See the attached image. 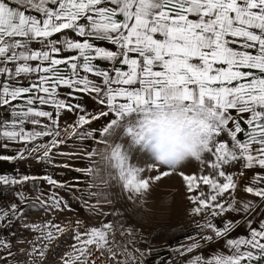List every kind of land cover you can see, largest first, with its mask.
Listing matches in <instances>:
<instances>
[{"label":"snow or ice","instance_id":"1","mask_svg":"<svg viewBox=\"0 0 264 264\" xmlns=\"http://www.w3.org/2000/svg\"><path fill=\"white\" fill-rule=\"evenodd\" d=\"M34 43L39 47L33 48ZM82 96L104 108L90 112L74 103ZM176 99L188 108L201 107L211 117L202 155L191 159L201 165V172L205 163L210 171L200 176L180 173L189 193L201 185L208 191L187 197L196 205L190 215H202L203 220L194 224L198 232L169 246L173 256L166 264H264V175L255 173L242 189L258 200L235 195L247 170L264 169V0H0V109L9 114L4 119L0 112V148L18 146L14 155L0 153V162L35 159L72 169L68 163L55 164L54 155L83 152L88 165L72 170L90 178L80 187L79 179L70 183L51 175L0 174V194L16 188L15 200L0 206V230L18 222L20 228L38 233L29 241L28 255L34 258L32 264H41L52 242L68 228L52 220L30 222L25 209L53 217L71 211L68 200L54 189L82 202L90 216H122L114 207L104 210L114 206L111 189L122 188L131 200L149 191L150 180L141 178L144 169L128 165L110 134L134 110ZM65 112L75 115L71 124H61ZM109 115L99 129L86 127ZM69 141L77 152L58 151ZM206 154L212 157L207 162ZM181 165L175 161L154 180ZM237 165L235 172L225 170ZM29 181L34 182V197L24 190ZM38 181L51 186L50 194ZM228 213L239 218L227 219ZM217 218L222 226L215 223ZM104 219L98 227L77 220L61 264H89L96 252L106 253L115 264H144L152 249L136 245L146 242L145 237L138 241L131 226ZM240 226L247 235L229 238ZM117 231L132 239L122 246ZM221 240L223 250L207 257L199 254ZM11 249V241L0 238V253H7L0 261L17 264L7 259L14 255Z\"/></svg>","mask_w":264,"mask_h":264},{"label":"rangeland","instance_id":"2","mask_svg":"<svg viewBox=\"0 0 264 264\" xmlns=\"http://www.w3.org/2000/svg\"><path fill=\"white\" fill-rule=\"evenodd\" d=\"M109 138L113 146L121 148L130 167L144 169L141 173V178L150 180L149 191L143 196H134L130 200L128 199L129 195H131L130 193L125 192L122 188L113 187L111 189L113 193L111 199L115 201L114 206L106 205L104 210L109 211L114 207V210L123 213L122 216L108 215L106 219L101 216H90L81 203L71 207V211H64L61 214L56 213L54 217L50 214H29L30 222L42 223L52 220L53 223L61 224L68 228L65 233L52 242L41 264H61L60 258L70 250L69 245L73 243L71 239L72 229L75 227L77 220L83 221L84 225L88 227H98L101 220L104 219L105 223L109 221L115 223V221L119 220L125 227L142 228V236L145 237L146 242H140L139 245L141 249L145 250L151 248V245L156 242H168L199 231V229L194 227V224L197 220L202 221L203 216L190 215L192 208L196 207V205L192 204L187 197L189 195H197L199 190L207 192L208 188L205 185H201L200 189L189 193L180 173L195 174L196 176L208 174L210 170L207 168V163L203 166L204 171L201 172V165L198 162L188 160L176 170H169L171 175L155 181L154 177L162 174L175 160L160 164L147 145H138L136 143L131 137L128 128L121 125V121L118 122L115 129L113 128ZM221 139H225V137L222 136ZM211 159L210 154L205 155L206 162ZM225 170L233 172L231 168H226ZM84 177L87 182H90L89 177ZM142 200L144 201L143 204L141 203ZM78 211H84L85 214L78 213ZM80 230L83 231V227ZM37 235L38 233L22 229L23 250L26 255L25 264H32L33 259L28 255L32 248L29 241H33ZM39 246L41 245L38 244ZM54 254L55 259L53 258Z\"/></svg>","mask_w":264,"mask_h":264},{"label":"crops","instance_id":"3","mask_svg":"<svg viewBox=\"0 0 264 264\" xmlns=\"http://www.w3.org/2000/svg\"><path fill=\"white\" fill-rule=\"evenodd\" d=\"M13 7H16V5H12ZM100 46L112 48L113 46L110 44H107L106 42H101ZM33 48H38V44H33ZM71 53H64V55H70ZM97 63H100L97 61ZM107 67V65H103ZM25 81V85H26ZM62 91L67 92L69 91L68 89H63ZM74 103H80L82 104L88 111L90 112H99L104 108L103 105L97 104L94 99L87 97V96H82L81 99L74 101ZM0 112H4L3 109H0ZM4 119L9 118V114L7 112H4ZM112 117L109 115V117H102L99 120L93 121L90 125L86 126L91 129H99L101 125L105 124L108 120H110ZM76 119L75 115L70 114L65 112L62 117H61V124L65 121H67L69 124H71L74 120ZM28 127H31L30 125ZM246 127V126H245ZM241 139H243V135L241 134L240 136ZM50 138H45V141H47ZM72 141H69L67 145H62L58 151L61 152H66V153H73L77 152V147L72 146ZM85 145H90L95 147L92 141H85ZM16 147L18 146H11L10 149L5 150L0 148V153L7 154V155H14L16 151ZM57 150L54 149V154ZM54 163L55 164H63V163H68L72 166V169L74 168H84L88 165L89 161L84 158V153L79 152L75 156H55L54 155ZM238 165L236 168H231V171L235 172L238 170ZM72 169H65V168H60V167H53L52 165H47L44 163H37L35 159H27L24 161H17L14 163H9V162H0V174L3 175H9V176H20V175H51L53 178L61 181V182H70V183H75L77 179L80 181V187H85L89 182L85 179V175L83 173H77L73 171ZM259 173L264 175V169H259L255 168L252 170H247L246 175L242 177L239 181V186L237 188V191L235 193L237 198L244 199H253V200H258L256 197H251L250 195L246 194L242 189L245 184H247L251 177L255 174ZM34 182L29 181L27 185H25L24 190L29 193L30 196L35 195L33 189H32V184ZM40 185L42 188L43 192L49 193L52 190L51 186L47 185L44 182H35ZM4 189L3 187H0V193H3ZM16 191V188H13L12 192H9L7 195H2L0 194V206L2 207H7L8 204L12 201L15 200L14 192ZM54 191L58 192L61 196H64L66 200H68V203L70 207H74L76 205H79L78 203H81L80 201H75L69 198L68 194L62 190V189H54ZM75 191V189H73ZM32 203V200H29V204ZM261 207H264V204L261 205ZM25 212L29 216V214H45L42 210L39 209H33L29 211L28 209H25ZM63 213V212H62ZM78 213L85 214L84 211H78ZM61 214V213H59ZM227 219H231L233 221L237 220L239 217L238 215L228 213L226 214ZM260 218H264V215H262ZM215 223L218 225L222 226V221L218 218ZM258 225V221L253 224V227H256ZM195 234V233H193ZM192 235V234H190ZM240 235H247L246 228L244 226H240L237 229H235L231 234L229 238H235L239 237ZM186 236L174 239L168 242H156L151 245V254L147 256V262L148 264H166L167 260L172 259L173 252L171 251V248L169 246H175L179 241L183 240ZM0 238H4L7 240H10L12 243V249L11 251L13 252L12 257H8V260H15L17 264H25L26 260V255L23 250V243L22 241V229L19 226V223L17 222L16 225L13 226L11 229H4L0 230ZM223 240H221L218 243H212L208 245L207 247L203 248L200 250L199 254L204 255L205 257L212 255L214 252L217 250H223ZM196 253L190 254L194 255ZM0 255L7 256L6 252L0 253ZM33 260L34 258L31 257ZM188 257H184L183 259H187ZM0 264H7V261H0ZM173 264H176V261L173 260Z\"/></svg>","mask_w":264,"mask_h":264},{"label":"clouds","instance_id":"4","mask_svg":"<svg viewBox=\"0 0 264 264\" xmlns=\"http://www.w3.org/2000/svg\"><path fill=\"white\" fill-rule=\"evenodd\" d=\"M210 119L201 107L188 108L176 99L134 110L121 119V125L138 145H147L160 164L170 160L183 164L202 155Z\"/></svg>","mask_w":264,"mask_h":264},{"label":"built area","instance_id":"5","mask_svg":"<svg viewBox=\"0 0 264 264\" xmlns=\"http://www.w3.org/2000/svg\"><path fill=\"white\" fill-rule=\"evenodd\" d=\"M133 232L135 233L136 235V239L139 240V238L142 236V228H135L133 229ZM132 239V236H120V233L119 231H117L116 233V240L118 242L121 243V245L123 246V244H126L129 240ZM128 247L134 251V249L132 248V245H128ZM136 247L140 248V245L139 243L136 245ZM138 257H139V253H135ZM124 257H117V259H123ZM92 261H96V264H115V261H111L108 259V256L107 254H101L100 252H96L95 255H93L90 260H89V264H92ZM129 264H131V261L129 262ZM144 264H148L147 262V258H144Z\"/></svg>","mask_w":264,"mask_h":264}]
</instances>
